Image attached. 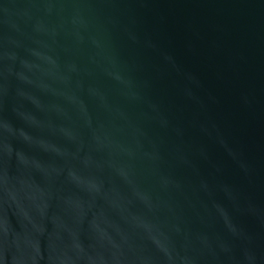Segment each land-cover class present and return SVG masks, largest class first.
<instances>
[{
  "label": "water",
  "instance_id": "1",
  "mask_svg": "<svg viewBox=\"0 0 264 264\" xmlns=\"http://www.w3.org/2000/svg\"><path fill=\"white\" fill-rule=\"evenodd\" d=\"M0 264H264V0H0Z\"/></svg>",
  "mask_w": 264,
  "mask_h": 264
}]
</instances>
